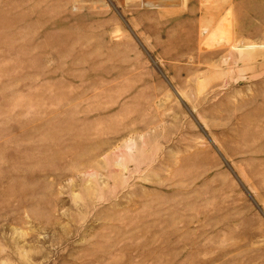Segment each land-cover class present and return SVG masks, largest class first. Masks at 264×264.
Masks as SVG:
<instances>
[{"label": "rangeland", "instance_id": "374dc122", "mask_svg": "<svg viewBox=\"0 0 264 264\" xmlns=\"http://www.w3.org/2000/svg\"><path fill=\"white\" fill-rule=\"evenodd\" d=\"M0 264H264V0H0Z\"/></svg>", "mask_w": 264, "mask_h": 264}]
</instances>
